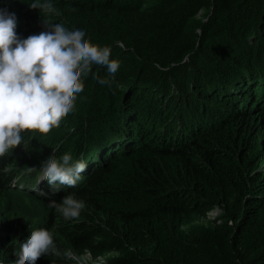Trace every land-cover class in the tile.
<instances>
[{
	"label": "trees",
	"instance_id": "trees-1",
	"mask_svg": "<svg viewBox=\"0 0 264 264\" xmlns=\"http://www.w3.org/2000/svg\"><path fill=\"white\" fill-rule=\"evenodd\" d=\"M32 2L0 0V8L17 14L27 31L25 25L43 23L40 10L24 16ZM50 2L57 8V0ZM62 5L76 10L85 39L110 47L120 67L112 77L94 65L95 78L82 77L74 101L78 114L60 125L65 136L30 141L18 162L36 165L56 143L57 152L100 146L74 189L85 204L79 218L50 216L61 217L54 230L60 252H115L106 264H264V174L255 170L257 153L249 158L264 146V0ZM48 19L57 22L56 15ZM104 78L110 84L98 83ZM127 113L134 140L111 146L114 121ZM6 162L0 157V169ZM1 174L0 202L22 197L3 185ZM215 208L220 212L205 222ZM13 251L0 238V260L8 263ZM35 264L71 262L41 256Z\"/></svg>",
	"mask_w": 264,
	"mask_h": 264
},
{
	"label": "clouds",
	"instance_id": "clouds-1",
	"mask_svg": "<svg viewBox=\"0 0 264 264\" xmlns=\"http://www.w3.org/2000/svg\"><path fill=\"white\" fill-rule=\"evenodd\" d=\"M29 7L41 11L45 30L24 39L15 31V13L0 8V157L23 143L24 132H38L33 141L40 142V136L45 139L50 136L47 133L53 128L60 127L65 122L61 121L62 118L76 109L74 101L84 89L82 77L93 74L95 78L92 73L94 65L104 67L112 77L120 67L119 61L110 59V47L94 45L85 39L83 30H69L62 23L50 21L48 17L56 13L50 0H33ZM98 83L110 84V80L99 79ZM100 122L97 120L96 124ZM133 139L128 141L132 143ZM115 141L109 140L110 145H119ZM58 147L56 143L47 150L35 167L19 165L18 174L14 178L7 176L5 179L11 190H21V196L27 194L29 202L22 204V207L40 214L31 223V228L26 229L27 237L20 244L19 251H13L11 260L16 259L14 264H35L41 256L61 255L74 264V254L92 255L88 250L60 252L48 230L51 226L50 210L60 213L66 220L79 218L85 204L74 197V189L83 181L88 170L83 175L81 173L94 160L99 159L97 151L100 146L81 151L57 152ZM26 169L28 173L33 172L32 178L38 188L11 182ZM37 172L38 179L34 177ZM41 181L44 183L41 184ZM38 204L52 209H38ZM114 255L115 252L92 255L102 259L90 264H106L109 257ZM11 260L8 263L0 261L2 264H10Z\"/></svg>",
	"mask_w": 264,
	"mask_h": 264
},
{
	"label": "rangeland",
	"instance_id": "rangeland-1",
	"mask_svg": "<svg viewBox=\"0 0 264 264\" xmlns=\"http://www.w3.org/2000/svg\"><path fill=\"white\" fill-rule=\"evenodd\" d=\"M63 2H64V0H59V1L57 0V8H55V6H54V8L56 9V13L52 14V15H56V17H57V22H54V23H62L69 30H74V29L83 30L86 34L85 28L81 27L80 25H78L75 22L76 18L79 16L78 13H76V10H74V9H63L62 8ZM36 10L39 11V9H31L30 7L29 8L26 7L25 12L23 14H24V16H25V14H27V17H35L36 16ZM15 16L17 19V27H16L15 31L21 39L27 38L29 35H32V34H39L41 31L45 30L44 24L41 22H37V24H38L37 27L30 28L29 26L26 27V25H25V30H27V29L28 30L22 31L21 27H20L18 15L16 14ZM34 21L36 22V20H34ZM34 21H32V22H34ZM131 82L132 83L135 82V78H133ZM114 85H115L116 90H120L122 86H125V85H123L122 78H118V81L116 82V84L114 83ZM132 88H133V85L129 86V87L127 86L125 88V92H130V90ZM120 103L122 104V109H123L122 112L125 113V111L129 108V104L125 101L124 98L120 100ZM104 110H105V107H104ZM78 112H79V108L76 107L75 110H73L67 116L62 118L61 121L73 119L74 116L78 114ZM131 115H132L131 113H127L125 115L120 114L118 120L114 121V129L110 130V133L115 135L117 138L116 139H110V141L116 140L115 143L121 144L124 141L130 140L131 132H130L128 124L130 123L129 118L131 117ZM119 119H120V122H119ZM72 129H73V127L71 126L70 130H72ZM37 134H38V132H34V133L24 132V133H22L23 143H21L19 146L15 147L12 151H9L4 156V159L7 162L3 165V167L0 169V171L2 173L1 176L3 179L2 183L6 188L11 189L10 184L5 182L6 177L10 176V177L14 178L18 174V171L20 170V169H18V167H19L18 162H20L24 157V155L21 154V148H26L28 143H30V141L32 142V140L37 138ZM47 135H52V136L58 138V137H64L65 133L63 130H61L60 127H55L49 133H47ZM256 153L258 155L259 161L257 163V167L255 170L260 171L261 173L264 174V146L263 147L260 145L255 146L252 149V151L249 154V158L251 159V161L257 159ZM74 155H75V157L78 158V154L76 152H74ZM89 166H90V164H89ZM115 167H120V166L116 165ZM24 171H22L20 173V175H24ZM38 175H39V172H37L34 175V177L38 179ZM25 180L30 181L31 178L29 179V177H27ZM18 182L21 185L27 184V183H25V181H22V180H18ZM30 182L31 183H29V185H27V186H30L32 188H36V183L34 181H30ZM43 183L44 182L41 181V184H43ZM47 190H49V189H47ZM1 192L2 191H0V194H1ZM74 197H75V195H74ZM0 198H1V196H0ZM1 202H4V204H2ZM1 202H0V237H6V239L8 240V245H10L12 248H14L15 252H18L20 249V244L26 240V237H27L26 236V229L28 227L31 228V226H32L31 223L40 214L39 213H33V212L28 211L22 207V204L29 202V200L26 198L25 195L22 197H19L18 200H17V198H15V199L12 198V201H11V198L5 197V198H2ZM37 206H38V209L41 207L49 209V207L47 205L38 204ZM53 211L55 212V210H50V212H51L50 214H52ZM219 212H220L219 208H217V209L215 208L214 210L208 212L204 221L207 222V220L213 219ZM72 221H74V220H72ZM60 224H62L61 217L59 214H56L55 219H54V221L51 222V226L48 230L52 234L54 242H55V235L58 237L60 235L59 231L55 232L54 230ZM69 250L71 251V249L69 247H65L64 251H69ZM74 255L76 257V260H72L73 262H75L74 264H83V263L90 264V263H95L97 261H101V259H102L101 257H98V258L95 257L94 258L89 253H83L81 255L74 254ZM15 260L16 259L11 260L10 264H14ZM0 264H2L1 261H0Z\"/></svg>",
	"mask_w": 264,
	"mask_h": 264
},
{
	"label": "bare ground",
	"instance_id": "bare-ground-1",
	"mask_svg": "<svg viewBox=\"0 0 264 264\" xmlns=\"http://www.w3.org/2000/svg\"><path fill=\"white\" fill-rule=\"evenodd\" d=\"M43 136H40V142L43 141ZM36 165H32L30 167H35ZM32 173H28L27 169L24 171V175H20L18 178L12 180L11 182L15 185H21L19 184L18 180H22V181H25V183H27L26 185H29V183H31L30 181H34L36 184L37 182L32 178ZM84 173L82 172L81 175H83ZM27 177H29V179L31 178V180H25ZM36 188H38V184L36 185Z\"/></svg>",
	"mask_w": 264,
	"mask_h": 264
}]
</instances>
